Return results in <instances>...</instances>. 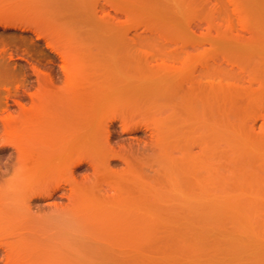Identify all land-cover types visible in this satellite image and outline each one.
<instances>
[{
	"label": "rangeland",
	"instance_id": "374dc122",
	"mask_svg": "<svg viewBox=\"0 0 264 264\" xmlns=\"http://www.w3.org/2000/svg\"><path fill=\"white\" fill-rule=\"evenodd\" d=\"M104 1L0 0V239L12 242L10 246L15 247L13 252L10 247V256L4 254V250L0 252V264H258L262 259L264 264V250H216L217 217L214 219L213 215L212 221L208 219L207 226L204 223L207 219L202 218L204 207L200 201L192 199L189 194L182 195L172 186L171 191L168 190L170 185L164 181L168 179L156 164L155 155L140 159H147L146 162L154 159L155 163L153 160L150 164H155L154 170L160 169L162 179L158 173L160 178L155 175L157 179L151 181L147 179L150 178L149 170L146 171L136 208L117 211L102 205L97 207L96 203L81 202L80 205L74 204L77 205V209L72 208L76 211L74 214L72 210L71 213L64 210L69 201L61 194L55 199L37 202L35 205L38 206L46 204V209L40 214L29 211L25 205L29 166L27 161L23 164L16 147H23L26 154L31 153L27 152L28 148L36 152L40 142L52 137L50 128L60 120L61 111L74 105L76 97L94 89L95 85L82 77L98 75L101 72L97 70L110 62L97 58L95 47L118 42L122 36V28L95 25L93 21L108 13L118 17L117 22L128 19L132 27L129 39L150 37L157 42H167L169 52L173 54L185 58L191 56L199 63L208 61L198 66L197 74L220 67L227 74L247 78V75H254L252 70L259 66L256 62L264 60V0H166L170 5L168 14L178 18V21H169V33L156 22L147 23L145 14L134 12L126 17L108 5L101 9ZM77 2L80 7L75 9L72 4ZM99 4L102 7L96 10ZM164 17L161 16L162 19ZM76 21L81 23L75 25ZM249 64L251 67L246 69ZM65 66L67 70H64ZM263 66L260 68L262 73ZM256 71V75L261 74V71ZM45 76L53 79L52 82L47 85L40 83L39 79ZM66 77H72V86ZM256 77L258 80L260 76ZM261 77L257 85L254 83L253 90L259 81L264 80V73ZM224 81L230 82L228 79ZM221 82L225 84L223 80ZM38 93H41L42 107L48 109L49 115L36 120L33 129L36 132L28 130L27 125L18 126V130L7 128L2 119L16 118L19 104L30 107L31 96ZM256 101L258 104L259 100ZM261 101L259 104L263 103L264 107V100ZM252 102L255 103L254 100ZM239 103L232 106L234 111L227 108L229 112L236 113H232L236 115L232 120L234 123L239 119L237 113L242 108L243 103ZM256 123L259 128L264 121L260 119ZM126 137H134L138 141L144 140L145 134L137 132ZM28 155L29 159L31 156ZM20 162L23 166L19 165ZM17 168H20L19 174H24L22 177L17 174ZM76 173L79 179L86 176L87 167L78 169ZM14 174L21 178H15ZM19 181L25 184V187H20L23 192L17 187ZM163 181L169 186L163 188ZM20 201L24 203H21L23 208ZM53 208L59 210L55 212ZM211 224L215 226L212 228ZM208 227L211 228L207 230ZM203 243L208 244L207 248Z\"/></svg>",
	"mask_w": 264,
	"mask_h": 264
},
{
	"label": "bare ground",
	"instance_id": "6f19581e",
	"mask_svg": "<svg viewBox=\"0 0 264 264\" xmlns=\"http://www.w3.org/2000/svg\"><path fill=\"white\" fill-rule=\"evenodd\" d=\"M104 2L103 7L99 4L96 10L100 6L105 9L108 5L113 10H120L126 17L134 12L142 13L147 16V23L156 22L166 33L171 29L169 21H178V18L168 14L170 5L166 4V0ZM72 7L77 9L80 5L77 2ZM162 15H165L163 19ZM117 20L118 17L108 13L93 21L95 25H114L123 31L118 42L95 47L96 57L110 62L97 70L101 72L98 75L82 77L93 83L94 89L76 97L74 105L61 111L60 120L50 128L52 137L40 142L36 152L27 149L32 153H28L31 156L29 159L23 147H16L23 164L27 161L29 166L25 205L29 211L40 214L46 209V204L38 206L35 205L37 202L55 199L61 194L69 201L64 210H70V213L72 210L74 214L77 209L74 204L80 205L81 202L96 203L97 207L102 205L117 211L136 208L144 174L150 173L147 179L154 181L157 179L155 175L160 172V169L154 170L155 164H150L154 159H150L151 162L148 160V163L146 158L141 160L140 157L153 158L155 155L156 164L164 170L168 179L167 182L164 177L170 185L168 190L172 186L182 195L189 194L192 199L200 201L204 207H199L202 208V218L207 219L205 224L212 221L213 215L214 219L217 217L216 250H264V123L256 127L257 121H264L263 103L259 104L264 100V80L259 81L258 87L262 85L259 91H256L258 87H255L256 90L252 88L255 82L257 85L262 79L264 60H257L259 66L262 62L260 67L250 68L254 75H247V78L251 76L249 79L227 74L220 67L197 74L198 66L208 61L199 63L191 56L185 58L173 54L169 52L167 42H157L150 37L131 40L128 38L132 28L129 20ZM80 23L74 22L75 25ZM247 66L249 68L250 64L245 66L246 69ZM64 70H67L66 66ZM256 70L261 74L256 75ZM254 76L260 77L257 80ZM76 78L78 80V76ZM49 79L45 76L39 81L47 85L53 80ZM227 79L230 82L224 81ZM66 81L71 85L74 80L66 77ZM31 98L30 107L19 104L16 118L2 119L7 128L17 129L20 125H27V129L33 131L36 120L49 115L48 109L42 107L44 100L41 93ZM239 102L243 103L242 111L239 110V119L234 123L232 120L236 115L232 113H236L229 112L227 108L232 109ZM137 132H143L145 139L135 141L134 137L125 138ZM84 167H87L88 173L79 179L76 172ZM20 174L21 177L24 175ZM16 175L15 178H18ZM19 183L16 184L21 190L20 187H25V184L20 183L23 184L20 186ZM166 183L161 184L163 188ZM21 203L20 206L24 204ZM209 208H212L211 212ZM49 210H52L51 207ZM58 210L53 208L55 212ZM209 226L213 228L215 225ZM0 242V252L4 250V254L9 255L10 247L12 252L15 250L14 245L10 246L12 242L1 239ZM204 245L207 248L208 244ZM262 261L258 264H263Z\"/></svg>",
	"mask_w": 264,
	"mask_h": 264
}]
</instances>
